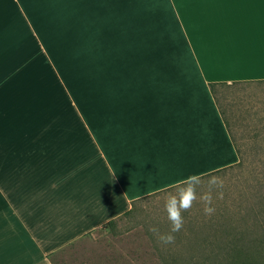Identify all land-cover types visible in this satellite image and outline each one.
I'll use <instances>...</instances> for the list:
<instances>
[{"label":"crops","instance_id":"crops-1","mask_svg":"<svg viewBox=\"0 0 264 264\" xmlns=\"http://www.w3.org/2000/svg\"><path fill=\"white\" fill-rule=\"evenodd\" d=\"M234 80H264V0H0V264L237 162Z\"/></svg>","mask_w":264,"mask_h":264},{"label":"rangeland","instance_id":"rangeland-1","mask_svg":"<svg viewBox=\"0 0 264 264\" xmlns=\"http://www.w3.org/2000/svg\"><path fill=\"white\" fill-rule=\"evenodd\" d=\"M215 94L243 157L241 167L200 177L196 187L199 197L208 190L207 182L211 177L223 181L222 187L212 189L214 220L220 221L222 217L219 214L225 209H230L228 216H231L233 197L246 181H256L254 174L264 170V82L220 86ZM170 192H175V185L137 200L128 213L114 219V222L85 233L51 254V261L53 264H163L167 257L161 253L170 248L182 253L190 244L185 245V240H180L188 225L195 220L196 228H207L203 219L211 215L204 214L199 200L194 202L189 211L182 213L184 225L174 233L175 242L160 243L149 228L155 227L161 234L169 231L164 202ZM186 258L176 257V260L185 263ZM256 263L264 264V258L257 257Z\"/></svg>","mask_w":264,"mask_h":264},{"label":"trees","instance_id":"trees-1","mask_svg":"<svg viewBox=\"0 0 264 264\" xmlns=\"http://www.w3.org/2000/svg\"><path fill=\"white\" fill-rule=\"evenodd\" d=\"M251 82H264V80L209 83L210 91L228 130V124L217 101L216 89L220 86H234ZM229 134L237 152L238 161L204 173L200 177L242 166L243 157L240 149L230 130ZM254 176L256 181H246L245 185L234 195L233 202H231L233 206L231 207V216H228L230 209H225L219 214L222 220L217 221L214 220L215 215L212 213L208 219H203V223L207 226L204 229L196 228L198 224L193 220L188 225V230L180 237L181 241L185 240V245L190 243L189 246L186 245L182 253L174 248L161 253V256L163 254L164 257H167V261L164 260L163 264H258L256 263L257 257L264 258V170L260 174L255 173ZM144 197L146 196L142 198ZM112 222L114 219L107 223ZM176 257H187L186 262L180 263Z\"/></svg>","mask_w":264,"mask_h":264},{"label":"clouds","instance_id":"clouds-1","mask_svg":"<svg viewBox=\"0 0 264 264\" xmlns=\"http://www.w3.org/2000/svg\"><path fill=\"white\" fill-rule=\"evenodd\" d=\"M200 183L199 175H191L176 182L175 192L168 193L164 210L167 213V219L170 223V229L167 233H159L155 227H150L149 231L157 235L158 241L162 244H171L175 242L174 233H178L184 225L183 212L189 211L194 202L203 204V212L206 216H210L215 209L212 207V189L214 187H222L223 181L217 177H211L207 184L208 190L197 196L196 187ZM222 195V193L220 194Z\"/></svg>","mask_w":264,"mask_h":264}]
</instances>
